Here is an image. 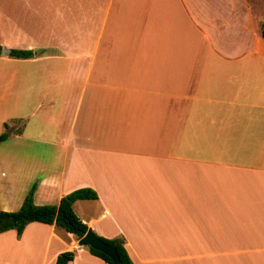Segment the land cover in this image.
Wrapping results in <instances>:
<instances>
[{"label":"crops","instance_id":"crops-1","mask_svg":"<svg viewBox=\"0 0 264 264\" xmlns=\"http://www.w3.org/2000/svg\"><path fill=\"white\" fill-rule=\"evenodd\" d=\"M264 0H0V210L72 204L134 264H264ZM33 221L0 264H107Z\"/></svg>","mask_w":264,"mask_h":264},{"label":"trees","instance_id":"trees-1","mask_svg":"<svg viewBox=\"0 0 264 264\" xmlns=\"http://www.w3.org/2000/svg\"><path fill=\"white\" fill-rule=\"evenodd\" d=\"M261 36L264 40V20L261 25ZM1 48L2 46L0 44V53ZM10 55L17 58H30L34 53L30 49H11ZM7 137V132L0 133V142ZM35 188L36 184L33 183L17 210H0V232L14 229L17 235H20L28 223L37 221L50 225L52 224L56 228L63 229L78 237L85 234L88 226L74 212L72 204L79 199H97V194L94 190L87 187L78 188L62 196L58 204L36 205L33 201ZM98 237L106 243L114 244L118 253L119 264H134L128 255L123 239L106 238L100 235H98ZM87 249L93 255L102 258L107 264H113L111 258L101 251L93 249L92 247H87ZM72 258V251L61 252L57 256L55 264H68Z\"/></svg>","mask_w":264,"mask_h":264},{"label":"water","instance_id":"water-1","mask_svg":"<svg viewBox=\"0 0 264 264\" xmlns=\"http://www.w3.org/2000/svg\"><path fill=\"white\" fill-rule=\"evenodd\" d=\"M10 50L6 47L1 48V54L5 55ZM78 245L84 247H92L98 251H101L105 255L111 258L113 264H119L118 253L113 243H106L102 241L97 234H95L90 228L87 229L84 235L79 237Z\"/></svg>","mask_w":264,"mask_h":264}]
</instances>
